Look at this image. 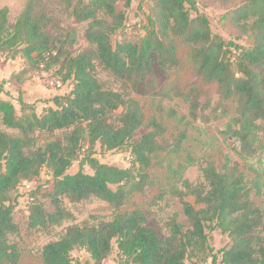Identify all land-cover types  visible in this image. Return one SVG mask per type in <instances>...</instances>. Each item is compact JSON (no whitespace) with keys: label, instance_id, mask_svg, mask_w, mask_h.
Segmentation results:
<instances>
[{"label":"trees","instance_id":"trees-1","mask_svg":"<svg viewBox=\"0 0 264 264\" xmlns=\"http://www.w3.org/2000/svg\"><path fill=\"white\" fill-rule=\"evenodd\" d=\"M56 1L66 17L87 23L86 49L73 51L75 31L62 26L59 15L42 0H28L13 22L8 8L0 9V57L23 61L10 80L23 83L47 74L70 84L66 94L46 101L39 114L35 104L21 98L18 112L10 101L0 99V264H18L21 258L19 246L11 241L19 234L11 194L21 183L36 181L43 170L49 180L27 193L30 228L48 231L72 220L64 200L74 204L96 198L113 214L109 220L67 226L58 239L42 246L41 264H77L71 255L75 250H84L93 264H102L114 245L120 264H264V212L250 199L243 173L228 160L219 168L214 162L197 164L187 154L172 170L176 180L169 193L180 203L187 224L172 215L165 222V236L145 210L126 208L132 196L143 191L146 171L162 153L186 151L185 132L168 143L165 125L155 118L147 120L138 101L130 97L152 77L151 54L169 75L180 69L179 44L187 46L194 75L215 88L220 102L235 104V116L223 134L237 141L239 157L246 160L262 148L264 0H211L234 3L221 19L250 39L246 46L213 35L195 0H148L144 35L116 43L112 38L124 29L132 0ZM98 68L120 89L100 81ZM181 96L190 104L189 117L198 121L196 87ZM209 106L201 105L200 110ZM119 109L116 124L111 117ZM170 116L177 119L176 113ZM127 144L128 168L102 164L94 157L96 146L113 151ZM78 160V169L70 173ZM196 165L203 182L193 184L183 174ZM209 231L225 235L229 245L215 251L209 245Z\"/></svg>","mask_w":264,"mask_h":264},{"label":"rangeland","instance_id":"rangeland-1","mask_svg":"<svg viewBox=\"0 0 264 264\" xmlns=\"http://www.w3.org/2000/svg\"><path fill=\"white\" fill-rule=\"evenodd\" d=\"M28 0H0V9L7 7L9 10V19L15 20L22 12ZM46 7L57 17L62 26L72 28L76 33V41L73 51H80L87 48L84 40V31L87 23H75L63 12V8L57 4L56 0H42ZM196 7L201 14L208 17L210 29L213 35H219L227 42H233L241 45H249L250 39L242 35L234 28L230 21L221 19V16L227 10L234 8V3L225 4L221 1L212 2L211 0H195ZM239 0H236L238 2ZM151 3L148 0H132L131 6L126 11V24L123 30L113 36V43L121 40L137 41L144 35L143 26L146 16L149 14ZM60 12V14H59ZM195 14L192 13V16ZM177 55L180 59V69L169 75H166L159 65L158 58L151 54L150 61L153 70L152 77L143 82V85L131 93L130 97L138 101L147 120L155 118L166 127L164 139L171 143L179 137L181 132H185L186 139L183 142V148L180 154L162 153L158 158V163L148 169V182L140 193H135L127 203L128 209L141 208L148 214L150 223L155 225L162 236L166 235L164 227L169 217L176 214L179 221L187 224L181 211V205L178 200L170 196L171 185L176 180L172 170H177L180 163H183L186 155L193 157L197 164L205 162H214L221 168L225 161L236 166L244 175L247 187L250 189V199L264 212V143L256 155L246 160H242L237 154L239 144L235 139L227 138L223 134L226 125L231 118L235 116V104L232 102L222 103L216 95L215 88L201 83L192 70V64L189 59V49L183 44H179ZM5 55L0 58V62ZM7 60V59H6ZM3 75V74H2ZM97 77L108 87L119 90L120 84L116 82L108 73L101 68L97 69ZM55 78L41 74L35 77L33 89L29 92V97L39 98L35 101L45 104L46 101L56 94H66L70 90V84H63L61 88L57 87ZM192 87H196L199 93V106L196 113L200 118L194 121L189 117L190 104L186 102L181 94H186ZM192 96L197 93H191ZM15 100L14 105L17 112L19 105L17 97H10ZM210 105L209 108L200 110V106ZM36 107H38L36 105ZM41 107V106H40ZM122 109H119L111 117V121L117 124V117ZM171 113L177 114V119L172 118ZM191 119V121L189 120ZM2 128V127H0ZM13 134L12 131H8ZM44 136H39L42 140ZM42 142V141H41ZM83 156L79 158L82 159ZM94 157L102 164L118 168H128L130 166V146L113 150L104 151L99 146L95 147ZM80 165V160L73 163L69 172H75ZM83 170L91 174L87 166ZM50 176L46 170H43L36 181L21 183L11 194V203L14 206L13 218L19 228L18 236H12L11 241L17 243L21 251V258L18 264H41L40 250L42 246L52 240L58 239L67 226L84 223L93 224L97 220H109L112 217V209L105 203L96 198H90L79 203H69L64 200V205L72 213V220L66 221L60 227H54L48 231L30 228L28 225V196L27 193L37 185L43 184L49 180ZM183 178L193 184L202 183L203 179L199 173L198 165L188 168ZM179 185V184H178ZM196 208H200L194 202L193 197L186 198ZM209 245L215 251L229 245L230 241L225 235L218 234L217 231H209ZM73 260L77 264H93L89 255L84 250H75L72 252ZM102 264H120L117 248L114 245L109 257ZM188 264V263H186Z\"/></svg>","mask_w":264,"mask_h":264},{"label":"crops","instance_id":"crops-1","mask_svg":"<svg viewBox=\"0 0 264 264\" xmlns=\"http://www.w3.org/2000/svg\"><path fill=\"white\" fill-rule=\"evenodd\" d=\"M1 61L3 62H0V99L8 100L14 104L15 100H11L10 97H17V101L21 98L25 103L35 104V101H37V99L39 100V98H31L28 94L30 90L33 89V86L31 85L37 76H34L30 80L23 83H18L16 80H10L12 75L18 73L22 69L23 61L20 58L10 59L7 57ZM56 95L61 94L58 93ZM36 105L38 106L36 107L38 114L44 107L47 106V104L45 105L38 102ZM48 105L51 106L52 104L50 103ZM206 264H211V262L208 261Z\"/></svg>","mask_w":264,"mask_h":264},{"label":"built area","instance_id":"built-area-1","mask_svg":"<svg viewBox=\"0 0 264 264\" xmlns=\"http://www.w3.org/2000/svg\"><path fill=\"white\" fill-rule=\"evenodd\" d=\"M47 75V74H46ZM48 76V75H47ZM48 77H51V76H48ZM53 78H55V77H53ZM55 83H56V85H57V87H59V88H61L62 87V82L59 80V79H57V78H55ZM28 199H29V197H28ZM30 200V199H29ZM28 200V201H29Z\"/></svg>","mask_w":264,"mask_h":264}]
</instances>
